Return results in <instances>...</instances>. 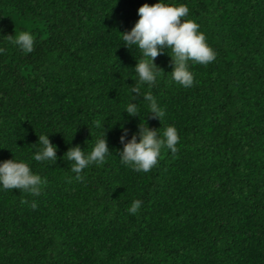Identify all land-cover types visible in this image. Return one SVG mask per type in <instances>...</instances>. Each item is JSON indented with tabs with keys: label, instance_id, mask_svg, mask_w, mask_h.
<instances>
[{
	"label": "trees",
	"instance_id": "obj_1",
	"mask_svg": "<svg viewBox=\"0 0 264 264\" xmlns=\"http://www.w3.org/2000/svg\"><path fill=\"white\" fill-rule=\"evenodd\" d=\"M156 2L0 0V162L23 160L46 181L36 196L0 190V264H264V0H166L188 6L216 60L192 64L183 88L158 54L162 72L141 91L165 110L161 122L128 95L139 56L119 33ZM20 31L32 53L8 42ZM139 122L180 136L148 173L119 159L121 127L127 143ZM103 132L112 155L76 180L64 154H87ZM41 134L55 162L32 159Z\"/></svg>",
	"mask_w": 264,
	"mask_h": 264
},
{
	"label": "clouds",
	"instance_id": "obj_2",
	"mask_svg": "<svg viewBox=\"0 0 264 264\" xmlns=\"http://www.w3.org/2000/svg\"><path fill=\"white\" fill-rule=\"evenodd\" d=\"M189 11L186 4L172 5L166 3V0H157L152 5L145 3L137 9L139 18L131 29L119 32L121 46L126 49L135 47L139 56L133 68L137 84L127 90L128 95L131 96L132 92L142 94L148 114L160 122L166 116L165 110L150 91H141L143 85L149 88L155 85L162 72L154 63L158 54L166 53L170 57L173 68L170 72L171 81L183 88H190L195 82L194 73L190 70L192 64L208 65L216 60L215 51L207 44L205 34L199 31L200 25L194 20L186 19ZM7 40L25 54L34 50L35 41L28 31L7 36ZM5 50L4 47H0V55H3ZM139 108L140 105L128 102L125 112L129 116L139 118ZM121 132L120 142L123 147L119 154L120 163L135 172L148 173L154 168L162 149H168L172 153L178 151L180 136L174 125H168L161 131V128L150 129L147 123L142 126L139 122L137 133L133 134L127 143L124 142L128 134L127 129L121 127ZM49 135L38 136L39 147L32 156L37 162H55L57 159L55 154L58 149L50 143ZM111 155L103 132L87 154L79 146H75L69 148L64 157L72 162L71 172L75 173L74 178L82 181L81 173L84 169L93 164H104ZM45 182L40 175L33 173L29 164L23 160L12 158L0 162V190L18 189L36 196ZM141 204V200H133L127 211L136 214ZM36 207L37 205L33 203L32 208Z\"/></svg>",
	"mask_w": 264,
	"mask_h": 264
}]
</instances>
